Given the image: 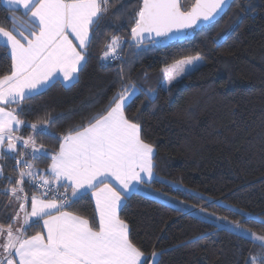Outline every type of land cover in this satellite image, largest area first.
<instances>
[{"label": "trees", "instance_id": "1", "mask_svg": "<svg viewBox=\"0 0 264 264\" xmlns=\"http://www.w3.org/2000/svg\"><path fill=\"white\" fill-rule=\"evenodd\" d=\"M194 1L181 3L187 10ZM140 2L111 0L94 30L78 82L54 83L24 102L19 118L25 123L17 135H33L30 125L50 117L55 122L47 131L56 141L35 139L37 147L42 145L51 154L59 149L62 135L87 124L122 84H135L141 91L128 102L126 114L142 126V137L153 145L155 168L147 184L149 194H131L121 213L134 242L146 258L156 251V264H245L252 255H264V250L191 210L151 196H170L192 210L204 208L264 235V0H231L212 24L189 30L175 41L137 47L129 45V39L131 18ZM12 16L0 0V26L11 28ZM113 35L121 38L122 49L117 59L102 61ZM197 55L202 66L168 88L161 87L163 67ZM10 66L9 54L0 48V76ZM7 156L13 158L0 159V222L12 214L15 201L6 189L19 175V152ZM32 162L45 172L51 159ZM25 189L28 196L33 193L27 185ZM66 210L90 220L95 216L90 194Z\"/></svg>", "mask_w": 264, "mask_h": 264}, {"label": "snow or ice", "instance_id": "2", "mask_svg": "<svg viewBox=\"0 0 264 264\" xmlns=\"http://www.w3.org/2000/svg\"><path fill=\"white\" fill-rule=\"evenodd\" d=\"M4 3L13 16L11 28L0 26V48L11 60L10 71L0 76V159L13 158L5 151L19 152L20 158L16 159L19 175L10 189L15 198L10 205L12 214L0 222V264H150L121 217L125 202L145 184V178H153L155 168L153 145L142 137V126L126 114L128 101L141 91L135 84H122L87 124L62 135L57 141L59 149L51 154L42 145L37 147L35 139L41 136L56 141L47 131L55 122L50 117L30 125L33 135H16L25 123L19 118L24 102L54 83L78 82L94 30L111 0ZM230 6L229 0H195L185 10L181 0H141L131 18V39L137 47L148 41L157 44L179 39L202 23L212 24ZM105 49L102 61L117 59L121 38L113 35ZM201 59L197 55L166 65L161 69L166 84L195 70ZM120 79H124L123 71ZM29 147L31 152L24 151ZM49 156L51 163L43 175L35 173L33 164L27 162V158L47 161ZM8 181L13 183L11 178ZM25 185L33 189L31 197ZM89 193L95 202L91 220L66 210ZM29 200L30 210L26 207ZM216 219L227 221L233 231L264 250V235L249 232L240 221ZM33 229L35 234L29 236ZM151 257V264H156L158 253L153 251ZM245 264H264V255H252Z\"/></svg>", "mask_w": 264, "mask_h": 264}, {"label": "rangeland", "instance_id": "3", "mask_svg": "<svg viewBox=\"0 0 264 264\" xmlns=\"http://www.w3.org/2000/svg\"><path fill=\"white\" fill-rule=\"evenodd\" d=\"M194 57V56H193ZM175 63V62H174ZM203 63H204V61H203V59H201V61H200V63H199V65H198V67L197 68H199L200 66H202L203 65ZM173 64V63H172ZM164 68V67H163ZM196 68V69H197ZM195 69V70H196ZM194 70H190V72L189 73H191V72H193ZM161 75H162V82H161V87L163 88V89H166V88H168L170 85H167L166 84V78L164 77V75H163V72L161 71ZM182 78V77H181ZM180 79V78H179ZM178 79V80H179ZM177 81V80H176ZM176 81H173V83L174 82H176ZM172 83V84H173ZM171 84V85H172ZM150 97H153V93L150 95ZM27 162L28 163H32L33 164V162L32 161H30V160H27ZM33 171L35 172V173H37L38 175H41L40 173V169H38V168H36L34 165H33ZM27 179V178H26ZM36 181H39V180H36ZM10 189L11 188H8V189H6V192H8V193H10ZM33 194V193H32ZM31 194V195H32ZM31 195L29 196V197H31ZM151 197H153V198H156V199H158V200H160V201H162V202H165V203H167V204H170V205H172V206H174V207H177V208H179V209H181V210H191V212L194 214V215H196V216H198V217H200V218H203V219H206V220H209V221H211L212 223H214L215 225H217V226H220V225H224V229H227V230H231V231H233V228H232V226L230 225V224H228L227 223V221H223V220H217L216 219V217H218V216H215V215H208V211H206V212H201L200 211V209H197V210H192L191 209V207H189V206H187V205H185V204H183L182 202H180V201H178V200H176V199H174V198H172V197H170V196H166V195H164V194H160V193H158L157 195H153V196H151ZM14 201H15V198H14ZM26 207L28 208V210H30V200H29V202H28V204L26 205ZM229 221V220H228ZM234 223V222H233ZM244 228V227H243ZM248 230V229H247ZM235 232V231H234ZM249 232H252V231H250L249 230ZM237 233V232H236ZM259 243V242H258Z\"/></svg>", "mask_w": 264, "mask_h": 264}, {"label": "crops", "instance_id": "4", "mask_svg": "<svg viewBox=\"0 0 264 264\" xmlns=\"http://www.w3.org/2000/svg\"><path fill=\"white\" fill-rule=\"evenodd\" d=\"M2 1V3H3V5L4 6H6V4L4 3V0H1ZM7 7V6H6ZM8 8V7H7ZM23 10L21 9V12H22ZM84 64V63H83ZM61 81H62V78H61ZM61 84L62 85H64V86H69V85H71V84H69V85H65L63 82H61ZM130 100H131V98H130ZM129 100V101H130ZM128 101V102H129ZM128 104V103H127ZM16 135H17V133H16ZM48 169V168H47ZM43 173H44V171H41V175H43ZM153 177H154V175H153ZM153 179V178H152ZM151 179V180H152ZM151 180H148L147 178H145V184L144 185H142V186H140L139 187V189L137 190V191H139V192H143V193H147V194H149V191H148V187H147V184L151 181ZM52 186H54L55 187V185H52ZM136 192V191H135ZM90 194V193H89ZM68 195L70 196L71 195V193L69 192L68 193ZM90 196H91V194H90ZM92 198V197H91ZM93 200V199H92ZM93 202H94V200H93ZM94 205H95V202H94ZM41 226H42V222H41ZM158 258V257H157ZM157 258H156V260H157ZM151 261H152V257L150 258V260H149V262H150V264H151ZM6 264V263H5Z\"/></svg>", "mask_w": 264, "mask_h": 264}, {"label": "water", "instance_id": "5", "mask_svg": "<svg viewBox=\"0 0 264 264\" xmlns=\"http://www.w3.org/2000/svg\"><path fill=\"white\" fill-rule=\"evenodd\" d=\"M195 2V1H194ZM230 2H231V0H229V4H230ZM226 8L227 7H225V9H224V11L226 10ZM223 11V12H224ZM223 12H221V13H223ZM217 18V17H216ZM202 25H205L204 23H202L200 26H202ZM189 31V30H188ZM183 37V36H182ZM182 37H180L179 39H181ZM175 40H178V39H174V40H172V41H175ZM167 42H170V41H167ZM148 43H151V41H148V42H146V43H144V44H148ZM144 44H142V45H144ZM129 45H135V42L131 39V33H130V39H129ZM18 153V152H17ZM17 153H7L6 151H5V154L6 155H17Z\"/></svg>", "mask_w": 264, "mask_h": 264}, {"label": "built area", "instance_id": "6", "mask_svg": "<svg viewBox=\"0 0 264 264\" xmlns=\"http://www.w3.org/2000/svg\"><path fill=\"white\" fill-rule=\"evenodd\" d=\"M36 183H39V182H36ZM40 183L42 184V182H40ZM49 195H51V193ZM147 259L150 260V257H148Z\"/></svg>", "mask_w": 264, "mask_h": 264}]
</instances>
